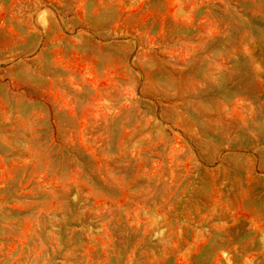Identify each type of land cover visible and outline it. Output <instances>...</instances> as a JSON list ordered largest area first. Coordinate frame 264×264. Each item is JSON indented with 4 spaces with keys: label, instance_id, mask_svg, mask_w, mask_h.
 I'll return each mask as SVG.
<instances>
[{
    "label": "rangeland",
    "instance_id": "374dc122",
    "mask_svg": "<svg viewBox=\"0 0 264 264\" xmlns=\"http://www.w3.org/2000/svg\"><path fill=\"white\" fill-rule=\"evenodd\" d=\"M0 11V264H264V0Z\"/></svg>",
    "mask_w": 264,
    "mask_h": 264
},
{
    "label": "bare ground",
    "instance_id": "6f19581e",
    "mask_svg": "<svg viewBox=\"0 0 264 264\" xmlns=\"http://www.w3.org/2000/svg\"><path fill=\"white\" fill-rule=\"evenodd\" d=\"M0 13H1V11H0Z\"/></svg>",
    "mask_w": 264,
    "mask_h": 264
}]
</instances>
